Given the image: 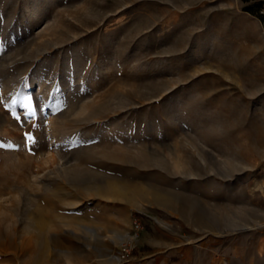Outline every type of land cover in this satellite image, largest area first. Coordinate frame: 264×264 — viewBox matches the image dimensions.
Listing matches in <instances>:
<instances>
[{
	"label": "rangeland",
	"instance_id": "rangeland-1",
	"mask_svg": "<svg viewBox=\"0 0 264 264\" xmlns=\"http://www.w3.org/2000/svg\"><path fill=\"white\" fill-rule=\"evenodd\" d=\"M0 264H264V0H0Z\"/></svg>",
	"mask_w": 264,
	"mask_h": 264
},
{
	"label": "snow or ice",
	"instance_id": "snow-or-ice-1",
	"mask_svg": "<svg viewBox=\"0 0 264 264\" xmlns=\"http://www.w3.org/2000/svg\"><path fill=\"white\" fill-rule=\"evenodd\" d=\"M26 100H27V106L30 108L31 107V103H32L31 97H27ZM29 114H33V113H29ZM26 139L34 140V138L32 137L31 134H26Z\"/></svg>",
	"mask_w": 264,
	"mask_h": 264
}]
</instances>
